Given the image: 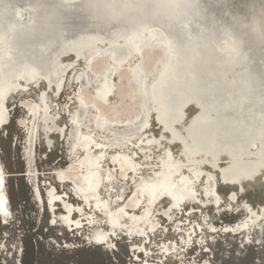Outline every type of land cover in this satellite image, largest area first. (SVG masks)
<instances>
[{
	"label": "bare ground",
	"instance_id": "obj_1",
	"mask_svg": "<svg viewBox=\"0 0 264 264\" xmlns=\"http://www.w3.org/2000/svg\"><path fill=\"white\" fill-rule=\"evenodd\" d=\"M98 3L99 7H92L91 0H0V87L17 91L44 77L45 88L53 83L58 91L69 68L74 70L70 79L93 82L91 91L78 89L76 107L69 115L70 150L74 155L66 167L52 172L57 182L68 181L69 191L78 202L64 197L67 190L61 193L49 184L44 204L50 214L49 223L57 221L65 229L74 228L80 233L87 227L89 232L83 235L95 244L97 236L108 237L109 231L120 227L124 215H128L125 230L129 236L139 234L143 226L156 228L149 218L152 203L165 196L169 208L178 210L187 201L191 204L197 199L194 188L201 176L205 196L212 195L213 173L204 170V165L216 169L224 183L241 189L243 183L257 176L250 181L242 179L258 170L264 151V0ZM69 54L70 58L63 57ZM79 59L82 68L75 69ZM24 63L37 75L32 71L20 75ZM116 84L118 95L109 99ZM145 96L150 97L149 104L156 111H162L158 122L154 114L158 137L144 134L148 117ZM97 101L103 107L99 108ZM20 103L30 121L39 119L45 130L59 129L43 92L35 101L23 99ZM0 105V121L4 122L8 116L6 98ZM190 107L192 111L186 116ZM24 119L18 122L28 129L32 122L24 124ZM83 120L91 122L88 131L80 130ZM131 137L144 147H158L161 139L177 146V155L162 149L157 169L148 178H139L126 197L128 211L137 210L143 200V210L138 214L127 212L125 206L112 208L110 201L100 196L99 186L105 180L111 182L112 172L111 168H102L103 152L90 149L122 146ZM75 146L80 153L72 151ZM109 160L120 179L136 166L132 156L119 149ZM0 170L5 181L1 161ZM0 191L9 213L4 216L0 212V224L7 225L12 210L5 184ZM34 196L40 200L37 190ZM152 198L156 200L148 204ZM217 199L215 195V204ZM90 201L91 208L102 212L106 228L96 225L85 211ZM57 203L59 211L55 209ZM187 207L188 213L194 208ZM248 208L251 211L245 208L246 215L253 213ZM163 212L170 220L168 211ZM258 212H264V203ZM244 221L239 219L221 229L241 232Z\"/></svg>",
	"mask_w": 264,
	"mask_h": 264
},
{
	"label": "rangeland",
	"instance_id": "obj_2",
	"mask_svg": "<svg viewBox=\"0 0 264 264\" xmlns=\"http://www.w3.org/2000/svg\"><path fill=\"white\" fill-rule=\"evenodd\" d=\"M63 57L70 58L71 54ZM74 68H82L81 59L76 61ZM72 71L74 70L68 69L58 91L53 85L45 88V84L39 80L25 88H18L6 97L8 116L0 125V161L5 170L4 184L11 203L12 217L9 224H0V264L3 260L5 264H260V257L264 255V212H258L264 199V179H261L260 175L249 183H243L242 188L245 191H240L236 185L220 180L216 169L210 170L204 165V170L213 173L215 192L212 195L205 196L201 176L194 188V196L197 199L191 204L187 201L178 211L175 207L169 208L168 197L161 196L152 203L149 211L150 221L156 228L143 226L139 234L129 236L125 230L128 215H124L123 224L109 231L104 244H95L86 238L83 234L89 232L87 227L81 229L80 233L74 228L73 231L65 229L57 221L49 223L50 214L44 204V193L49 184L58 192L67 190L68 195L64 197L78 202L69 191L71 186L68 181L59 183L50 174L55 168L66 167L74 155L70 150L69 115L76 107L75 94L80 89V83L87 84L86 91H91L93 86V82L87 80L70 79ZM85 71L90 76L87 68ZM117 90L116 84L109 99L117 94ZM41 92L45 95L50 111L55 115L54 122L59 129L45 130L41 125L42 121L36 118L30 121L29 114H25L26 108L20 103L21 100L35 101ZM191 111L190 107L185 115H189ZM20 118H25L24 124L32 122L31 126L28 129L20 127ZM90 127L91 122L83 120L80 130L88 131ZM92 133L97 139L100 138L95 131ZM158 133L159 125L153 115H150L144 134L158 137ZM11 139L16 141L13 146L10 145ZM166 148L173 155H177L175 143L168 144L165 139H161V145L158 147H144L143 143H135L131 137L122 146L104 145L100 148H90L92 152H103L102 168H111L112 172L111 182L105 180L100 184V196L108 199L112 208L124 207L126 197L139 178H148L150 173L157 169V156ZM116 149L126 151L136 162L135 169L128 172L125 179H120L116 167L109 160ZM76 151L81 152L77 149ZM22 158L27 165L23 176L20 175L23 170ZM15 171H18L19 175L14 174ZM36 190L41 200L36 199L39 203L34 196ZM233 193L236 194L235 198L231 196ZM215 195L218 204H215ZM245 204L252 208L254 215H246L243 207ZM91 205V201L89 205H85V211L91 214L96 225L106 228L102 212L95 211ZM143 205L142 200L137 210L128 211L127 206L124 209L129 213L138 214L142 212ZM189 205L194 207L190 213L187 212ZM55 209L60 210L58 203ZM163 210L168 211L170 220ZM239 219H245L241 232L230 233L221 229L223 225H233Z\"/></svg>",
	"mask_w": 264,
	"mask_h": 264
},
{
	"label": "water",
	"instance_id": "obj_3",
	"mask_svg": "<svg viewBox=\"0 0 264 264\" xmlns=\"http://www.w3.org/2000/svg\"><path fill=\"white\" fill-rule=\"evenodd\" d=\"M67 51V50H66ZM69 51V50H68ZM61 53H65V52H61ZM60 53V54H61ZM29 65H27V64H22L21 65V70H20V72H19V74L20 75H25V74H23V73H25L26 71H32V73H34V75H37L36 73L37 72H33V69L32 68H29L28 67ZM31 69V70H30ZM18 74V75H19ZM20 77V76H19ZM83 77H81V79H82ZM9 79V78H8ZM20 80H22V78H20ZM42 81L43 83L44 82H46L47 80H46V78H44V77H41V78H37L36 79V81L38 82V81ZM36 82V83H37ZM51 85H53V86H55V84H51ZM87 86V84H85V83H80V89H79V91L81 92V91H84L85 90V87ZM10 93H13V91L11 90V89H4L3 88V86H1L0 87V97H2V99H0V103L6 98V97H8V95H10ZM150 101V97H149V99L147 98V96H145V104L147 105V107H148V117H147V122H146V124H145V126L148 124V120H149V117H150V115H153V117H154V114L155 115H157V117L158 118H155V120L158 122V120L157 119H162V111H161V109L159 108V110H158V108H157V111H156V107H153V106H151L149 103ZM99 102H101V101H99ZM98 101L96 102V105L97 106H99V108H101V107H103V105L101 104V103H99ZM21 105V104H20ZM22 107V106H21ZM23 108V107H22ZM157 113V114H156ZM162 124V123H161ZM16 125L18 126V123H16ZM19 127V126H18ZM15 143H16V141H15V139L13 140V139H11V141H10V145H15ZM78 149H80V147L78 148ZM73 150H76V146L74 147V148H72V151ZM22 161H23V170L22 171H20L21 173H20V175H24V172H25V169H26V167H27V165H26V163H25V161H24V158H22ZM164 170H166L165 169V167H164ZM14 174H18L19 175V173H18V171H15L14 172ZM50 174H52V173H50ZM167 171H165V173H164V175H162V185L165 187L166 186V184H167ZM53 175V174H52ZM54 177V176H53ZM55 179V178H54ZM156 200V198H152L149 202H148V204H151L153 201H155Z\"/></svg>",
	"mask_w": 264,
	"mask_h": 264
},
{
	"label": "snow or ice",
	"instance_id": "obj_4",
	"mask_svg": "<svg viewBox=\"0 0 264 264\" xmlns=\"http://www.w3.org/2000/svg\"><path fill=\"white\" fill-rule=\"evenodd\" d=\"M69 3H70V0H69ZM91 6L92 7H99V3H98V0H91ZM130 54V52H129ZM33 79H35V77H33ZM0 99H2V97H0ZM199 106V105H198ZM0 107H2V105H0ZM2 122V121H0ZM73 123H75V121H73ZM150 130V129H148ZM258 170L256 171H253L252 175H245L244 177H242L243 180L245 181H250L252 179V176H255V175H264V151L261 152V160H260V163L259 165L257 166ZM233 183H236V181H233ZM3 185H4V177H3V172L2 170H0V190L3 189ZM240 191H245V189H240ZM236 194L233 193V196L232 198H235ZM262 203H264V200L261 201ZM5 204H6V200L2 194V191H0V212L3 213L4 216H7L9 215L8 211H7V208L5 207ZM244 208L248 209V211H251L250 208H248V205L245 204L243 205ZM254 215V213H253ZM6 223V221H5ZM53 223H56V221H53ZM227 231V229H226ZM96 241L98 244H101L103 242H105L108 237L106 236H97L96 238ZM111 247H115V245H111ZM262 247H264V244H262ZM254 264V262H253ZM260 264H264V255H261L260 257Z\"/></svg>",
	"mask_w": 264,
	"mask_h": 264
},
{
	"label": "clouds",
	"instance_id": "obj_5",
	"mask_svg": "<svg viewBox=\"0 0 264 264\" xmlns=\"http://www.w3.org/2000/svg\"><path fill=\"white\" fill-rule=\"evenodd\" d=\"M193 2H195V0H193Z\"/></svg>",
	"mask_w": 264,
	"mask_h": 264
}]
</instances>
